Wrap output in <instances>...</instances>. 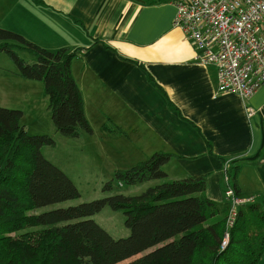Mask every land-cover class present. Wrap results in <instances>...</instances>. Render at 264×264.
<instances>
[{
	"label": "crops",
	"instance_id": "crops-1",
	"mask_svg": "<svg viewBox=\"0 0 264 264\" xmlns=\"http://www.w3.org/2000/svg\"><path fill=\"white\" fill-rule=\"evenodd\" d=\"M44 1L0 0V26L49 50L82 49L72 71L86 116L97 111L122 130L135 145L133 161L148 158L150 147L175 155L163 168L168 179L205 176L206 196L221 212L227 163L238 171L242 197H264V85L248 100L218 94L217 68L196 60L202 52L175 27L174 4Z\"/></svg>",
	"mask_w": 264,
	"mask_h": 264
},
{
	"label": "trees",
	"instance_id": "trees-1",
	"mask_svg": "<svg viewBox=\"0 0 264 264\" xmlns=\"http://www.w3.org/2000/svg\"><path fill=\"white\" fill-rule=\"evenodd\" d=\"M31 1L45 4L44 0ZM16 50L28 51L36 62H26ZM81 50H49L0 26V53L9 55L18 76L44 84L53 124L69 138L94 134L72 71V61ZM23 116L21 110L0 106V264H118L167 241L128 264H259L264 257V197L238 208L229 244L221 250L228 213L206 196L205 176L169 180L139 195L116 194L30 214L77 199L80 192L41 152L44 146H55V140L30 135L22 124ZM104 129L124 133L119 128ZM175 157L155 153L128 170L116 171L115 178L128 186L166 179L163 168ZM228 176L236 195L242 197L237 169L230 167ZM111 189V183L104 187ZM105 207L124 212L131 231L128 238L115 239L88 219Z\"/></svg>",
	"mask_w": 264,
	"mask_h": 264
},
{
	"label": "rangeland",
	"instance_id": "rangeland-1",
	"mask_svg": "<svg viewBox=\"0 0 264 264\" xmlns=\"http://www.w3.org/2000/svg\"><path fill=\"white\" fill-rule=\"evenodd\" d=\"M16 51L26 62H36V57L28 51ZM30 87L33 89H29ZM101 100L103 101V99ZM0 106L12 110H21L24 113L22 124L30 135H47L55 140V146H44L41 148V152L47 160L59 167L72 180L80 192V197L77 199L38 208L30 211V214H42L74 207L116 194L139 195L149 187L169 181L166 178L134 186L120 184L115 178L116 171L128 170L142 162L132 160L135 158V154L130 156L134 152L135 145L128 143L124 134H116L117 137L112 138L113 133L104 129L107 126L112 128L110 123L102 119L94 110L87 111L90 120L88 117L87 119L91 121L90 125L94 130L93 135L84 133L78 138H69L58 133L49 111V98L45 93L44 84L18 76L12 59L6 53H0ZM96 140L100 146L95 145L93 147ZM136 148L138 150L139 145ZM148 150L150 151L151 147ZM148 150L143 155L149 158L153 153H148ZM94 152H101L99 159ZM107 183L112 184L111 190H104ZM258 201L260 200L258 199ZM227 213L229 216V204ZM88 219L94 220L115 239H125L131 235L130 229L125 225L126 217L123 211H114L110 207H105L100 213L88 217ZM178 238L177 236L171 241ZM168 242L160 243L118 264H128ZM259 264H264V257Z\"/></svg>",
	"mask_w": 264,
	"mask_h": 264
},
{
	"label": "built area",
	"instance_id": "built-area-1",
	"mask_svg": "<svg viewBox=\"0 0 264 264\" xmlns=\"http://www.w3.org/2000/svg\"><path fill=\"white\" fill-rule=\"evenodd\" d=\"M165 1L176 6L175 27L202 52L196 60L217 68L218 94H237L248 100L264 85V0ZM253 114L250 109L248 115ZM228 168L229 163L224 167L228 231L221 250L229 244V231L238 216V208L256 202V197L236 195Z\"/></svg>",
	"mask_w": 264,
	"mask_h": 264
}]
</instances>
